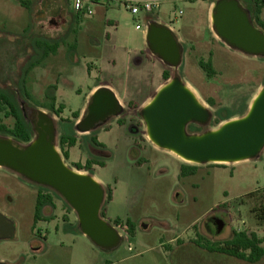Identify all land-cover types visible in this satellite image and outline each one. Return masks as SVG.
Segmentation results:
<instances>
[{
    "label": "rangeland",
    "instance_id": "obj_1",
    "mask_svg": "<svg viewBox=\"0 0 264 264\" xmlns=\"http://www.w3.org/2000/svg\"><path fill=\"white\" fill-rule=\"evenodd\" d=\"M24 1L25 5L20 0H0V91L55 119L57 149L68 167L77 171L75 164L85 165L88 160L106 164L78 172L91 174L105 190L112 189V201L105 200L101 212L121 233L122 241L111 251L97 248L80 232L76 214L58 194L0 168V213L15 225L14 238L0 241L3 264H178L179 255L180 264H213L212 258L201 253L223 247L234 233L264 239V224L252 214L262 203L264 156L235 165L185 163L150 143L140 115L147 104L142 109L135 105L147 98L151 101L158 92L161 74L153 65L158 59L149 51L146 36L150 23H161L172 29L183 48L181 67H167L171 77L180 76L213 114L211 123L196 134L223 124L213 126L220 109L233 114L249 109L251 98L264 88V58L244 55L214 40L209 5L215 0L164 1L154 14L137 16L112 3L102 22L96 16L77 19L64 0H54L59 3V14L47 0ZM239 1L256 12V0ZM40 40L58 42L59 48L25 79L27 67L42 53ZM138 59L141 64H136ZM201 61L212 62L213 78L199 67ZM24 79L33 101L20 96ZM98 85L110 89L122 103L135 104L125 105L119 117L90 133L75 130L78 143L71 149L65 147L69 152L65 160L60 148L63 126L68 120L76 123L73 114H81L85 105L87 109L91 90ZM47 92L56 97L55 109L65 107L59 117L44 107ZM7 112H0V127L11 129L15 121L6 117ZM95 135L104 149L91 143ZM0 137H4L1 131ZM184 164L196 166L195 175L182 178ZM39 194L51 199L42 212L49 220L35 222ZM127 221L132 222V229ZM217 221L223 223L222 230ZM200 235V242L191 244ZM176 238L180 240L172 242ZM192 245L202 249L199 254ZM227 256L235 261L223 257L218 264H246ZM256 264H264V257Z\"/></svg>",
    "mask_w": 264,
    "mask_h": 264
},
{
    "label": "water",
    "instance_id": "obj_2",
    "mask_svg": "<svg viewBox=\"0 0 264 264\" xmlns=\"http://www.w3.org/2000/svg\"><path fill=\"white\" fill-rule=\"evenodd\" d=\"M212 25L216 36L230 49L264 58V32L253 24L239 0H218L212 10ZM146 39L152 55L172 69L180 68L182 47L170 28L150 23ZM140 63L141 59L136 60V64ZM122 113L123 107L115 94L101 87L93 93L86 114L75 130L90 133ZM38 114L31 142L25 144L0 137V168L58 194L76 214L84 236L101 250L116 249L122 235L101 217L105 188L91 174H82L65 164L57 149L55 119L42 110ZM140 115L150 143L188 164L235 165L258 159L264 151V88L243 117L201 134H190L188 127L209 125L213 114L178 75L157 92ZM218 227L222 230L223 223L219 222ZM14 236V223L0 213V241Z\"/></svg>",
    "mask_w": 264,
    "mask_h": 264
},
{
    "label": "trees",
    "instance_id": "obj_3",
    "mask_svg": "<svg viewBox=\"0 0 264 264\" xmlns=\"http://www.w3.org/2000/svg\"><path fill=\"white\" fill-rule=\"evenodd\" d=\"M22 5H25L24 2H21ZM256 25L264 32V22L260 19V15L262 11L264 10V0H256ZM82 16H76V18H80ZM39 48L42 50V53L39 55V58L32 62L25 71V79L28 76V74L36 67H39L42 65V63L49 58L50 55H55L57 53V50L59 48V43L55 42L53 44H50L47 42V40H40L38 43ZM181 67V66H180ZM199 67L204 71V73L207 75L209 79L213 78L216 75V72L213 68V64L211 61L208 63H205L203 61L199 62ZM171 75L169 72H164L163 79L165 82H168L171 80ZM23 80V94L20 92V96L22 98L28 99L30 101H33V97L26 92V80ZM22 87V86H21ZM53 90H56L54 87ZM46 99L47 102L45 103L44 107L50 111H52L56 116H60L65 107L63 105H60L58 109H55L56 104V97L54 93L47 92L46 93ZM208 104L210 106L214 105L213 100H209ZM131 105V104H130ZM129 105V106H130ZM7 109L8 112L6 113V117H12L15 120L14 126L11 130L6 129V127L1 126L0 131L2 133L8 134L20 143H29L31 142L32 138V130L26 120L24 119L22 112L20 110L19 104L16 102L15 98L10 96L7 93H4L0 91V112ZM242 111L239 114H233L229 109H220L214 114V120H213V126L216 128L222 123L226 121H230L236 117H243L246 114V110ZM73 119L76 121L79 120V114L75 113L73 114ZM118 125L123 126V121H118ZM75 122H72L71 120H68L66 124H64L63 129L64 133L60 138V148L63 151V157L65 160L69 159V152L68 150H65V147L68 149L74 148L78 143L77 134L75 132ZM189 130H191L194 134L200 133V127L196 125H190L188 127ZM109 129L107 128L106 131ZM91 143L96 148L104 149V145L99 143L97 136H92ZM93 165L105 167V163H95L93 161L88 160L85 165L82 164H75V168L77 171H84V172H90L92 170ZM197 171L196 166H188L186 164L181 166V172L180 176L182 178L190 177L195 175ZM43 188V187H42ZM47 189V188H45ZM262 192V203L259 208H255L252 210V214L257 220L259 224H264V189L261 190ZM112 201V189L108 188L106 190V203H110ZM51 203V199L48 196L39 194L37 196L36 200V206H35V222L42 220V212L43 209ZM67 205V204H66ZM68 207V205H67ZM70 208V207H69ZM101 217L106 218L104 215ZM127 226L129 228H133V224L130 221H127ZM115 224L117 226L121 225L119 220L115 221ZM264 243V239H258L256 236L252 235L249 237L246 233H234V236L231 240H228L225 242L224 246H213L210 247L209 252L211 253H221V254H227L230 255L238 260L248 262L250 264H256L260 262V260L264 257V249L261 248V245ZM197 244V243H196ZM249 252L248 256H245L244 253Z\"/></svg>",
    "mask_w": 264,
    "mask_h": 264
},
{
    "label": "crops",
    "instance_id": "obj_4",
    "mask_svg": "<svg viewBox=\"0 0 264 264\" xmlns=\"http://www.w3.org/2000/svg\"><path fill=\"white\" fill-rule=\"evenodd\" d=\"M47 1H49V4H48V6H51V7H54L55 9H56V13L55 14H59V12H58V10L60 11V6H59V3L57 2V1H54V0H52V2H51V0H47ZM164 1H172V0H164ZM218 0H215V1H212L211 3H210V5H209V9H210V11H211V13H212V10H213V8H214V5H215V3L217 2ZM20 2H24V4H26V2L24 1V0H20ZM64 3H65V5H66V8H67V10L72 14V12H71V9H70V6H69V4H68V2L66 1V0H64ZM241 3V2H240ZM242 4V3H241ZM242 6H244L243 4H242ZM111 7H112V5L111 4H109V3H100L99 5H97V6H95V9H94V15L92 16V17H97L101 22H102V20L105 18V16L107 15V13H108V10L109 9H111ZM245 8V7H244ZM247 11H248V13H249V16H250V19H251V21L253 22V24L257 27V25H256V22H255V20H256V18H255V16H256V12L255 13H253L252 12V9L251 8H245ZM89 18V17H88ZM260 19L264 22V10L262 11V13H261V15H260ZM157 24H159V25H162V26H166L165 24H161V23H157ZM167 27V26H166ZM169 28V27H168ZM257 28H259V27H257ZM172 30V29H171ZM173 32V31H172ZM178 40V39H177ZM214 40L216 41V42H221V43H223L216 35H215V38H214ZM178 42H179V40H178ZM179 44H180V42H179ZM224 44V43H223ZM181 45V44H180ZM226 47H228L226 44H224ZM182 47V46H181ZM229 48V47H228ZM230 49V48H229ZM232 50V49H231ZM182 52H183V48H182ZM182 56H183V54H182ZM158 59V58H157ZM158 62L156 63V62H154L153 63V65L156 67V69L158 70V71H160L159 72V74H161V80H160V82H159V84L157 85V87H156V91H159L167 82H165L164 81V79H163V74H164V72H169V70H168V66L167 65H165L161 60H157ZM141 63H142V61H141ZM140 63V64H141ZM215 70V69H214ZM102 86L101 85H98V86H96V87H94L92 90H91V93L90 94H93L97 89H99V88H101ZM261 90V89H260ZM259 92V91H258ZM257 92V93H258ZM255 96H256V94L251 98V100L249 101V104L253 101V99L255 98ZM90 102V101H89ZM120 102V104L122 105V107L124 108L125 107V105L127 106V107H129V105L130 104H135V103H132L131 101H126L125 103H122L121 101H119ZM150 102V98H147L146 100H144L141 104H135V105H137V107L139 108V109H142V107L144 106V105H146V104H148ZM85 103H88V101L87 102H85ZM86 105L82 108V110H81V114H79V120L78 121H76V123L75 124H77L83 117H84V115L86 114ZM85 112V113H84ZM237 118V117H236ZM235 119V118H234ZM262 156H264V151L261 153V155H260V157L259 158H261ZM45 211V209H43V212ZM42 220H49L46 216H43L42 215V218H41ZM105 220H108V218L106 217L105 218ZM117 220H120V219H117ZM199 238L200 239H197V241H195V240H192L191 241V244H194V243H198V242H200V240L202 239L201 238V235L199 236ZM180 239L179 238H176V239H173V241L172 242H177V241H179ZM179 243V242H178ZM184 246V245H183ZM192 248H193V250H196V251H198L199 250V252L197 253V254H199L200 253V250H202V249H200V248H198V247H196V246H194V245H192ZM181 254V253H180ZM201 254H204V255H206V256H208V258H212V262H213V264H218V259H222L223 257L224 258H226V259H228L230 262H233V261H235V260H233V259H231V257H229V256H227L226 254H221V253H211V252H209V253H207V252H205L204 253V251L201 253ZM181 257H182V255H179V257H178V264H180V262L182 261L181 260ZM223 258V259H224ZM233 260V261H232ZM227 260H225V262H226ZM4 263V260L3 259H0V264H3ZM235 264H239V262H234ZM246 264H247V262H245Z\"/></svg>",
    "mask_w": 264,
    "mask_h": 264
},
{
    "label": "built area",
    "instance_id": "obj_5",
    "mask_svg": "<svg viewBox=\"0 0 264 264\" xmlns=\"http://www.w3.org/2000/svg\"><path fill=\"white\" fill-rule=\"evenodd\" d=\"M70 6L71 12L75 16L92 17L95 6L100 3L118 4L124 6L133 16L141 12L154 14L157 12L164 0H66ZM137 30H141L139 25Z\"/></svg>",
    "mask_w": 264,
    "mask_h": 264
},
{
    "label": "flooded vegetation",
    "instance_id": "obj_6",
    "mask_svg": "<svg viewBox=\"0 0 264 264\" xmlns=\"http://www.w3.org/2000/svg\"><path fill=\"white\" fill-rule=\"evenodd\" d=\"M19 107H20V110L22 112L24 119L26 120V122L28 123V125L30 126V128L32 130L33 134H32L31 140H33V138L35 136V128H36V125L38 124V121H39L38 109H33L29 105H27L26 103L19 104ZM4 127H6V129H8V130H11L13 128L12 127L11 129H9L7 126H4ZM2 134L4 135V137L12 138L16 142H19L8 134H5V133H2ZM218 223H219V221H217V224Z\"/></svg>",
    "mask_w": 264,
    "mask_h": 264
}]
</instances>
